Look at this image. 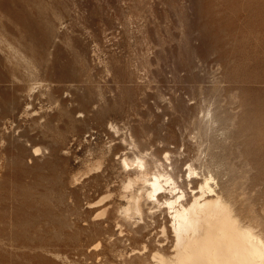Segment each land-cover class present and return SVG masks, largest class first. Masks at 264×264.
Here are the masks:
<instances>
[{"label": "rangeland", "instance_id": "obj_1", "mask_svg": "<svg viewBox=\"0 0 264 264\" xmlns=\"http://www.w3.org/2000/svg\"><path fill=\"white\" fill-rule=\"evenodd\" d=\"M210 107L235 116L221 157L264 202V0H0V264L169 253L167 211L123 221L122 137L185 169Z\"/></svg>", "mask_w": 264, "mask_h": 264}, {"label": "bare ground", "instance_id": "obj_2", "mask_svg": "<svg viewBox=\"0 0 264 264\" xmlns=\"http://www.w3.org/2000/svg\"><path fill=\"white\" fill-rule=\"evenodd\" d=\"M228 116L218 107L203 111L200 120L198 119L199 132L197 131L203 149L201 148V155L196 157L197 161L191 160L185 169L174 157L173 150L166 149L161 155L156 149H147V146L141 149L132 134L128 138L123 135L122 144L129 150L124 151L119 161L120 166L127 172L122 183L123 191L121 190L125 201V205L121 207L123 221H130L135 217L144 220L145 215H149V218L155 217V208L167 211L170 219L172 250L165 253L163 246L153 248V256L150 255L154 263L151 264H264L263 199L258 198L260 195L246 190L243 182L244 179H250V176L243 178V182L238 179L236 161L232 162L234 158L228 159L226 156L229 160L226 162L221 157H224L223 151L231 146L227 144V149L222 150L226 142L230 141L228 138L234 130L232 127H235V116H232L235 121ZM232 146L235 148L237 145ZM36 148L34 154L38 155L41 149ZM230 161L235 164L232 165ZM262 202L260 210L257 207ZM146 208H149V214H146ZM104 214L106 209L97 217ZM138 224L135 232L141 235L144 226L140 227ZM162 232L164 237L168 236L166 227ZM11 245L20 249V244L13 238ZM21 247L32 250L34 244H23ZM57 256L60 257H55Z\"/></svg>", "mask_w": 264, "mask_h": 264}]
</instances>
